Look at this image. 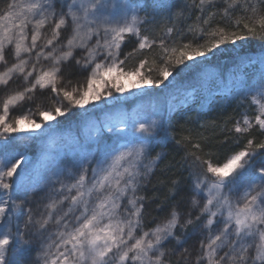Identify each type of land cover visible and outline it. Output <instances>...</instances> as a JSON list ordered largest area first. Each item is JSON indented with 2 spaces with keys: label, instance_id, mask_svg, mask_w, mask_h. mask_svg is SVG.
I'll return each instance as SVG.
<instances>
[{
  "label": "snow or ice",
  "instance_id": "snow-or-ice-1",
  "mask_svg": "<svg viewBox=\"0 0 264 264\" xmlns=\"http://www.w3.org/2000/svg\"><path fill=\"white\" fill-rule=\"evenodd\" d=\"M157 23L158 41L145 34ZM252 39L264 41V0H0V264H173V257L175 264H264V138L253 135L264 137V44L260 69L243 73L222 93L226 104L248 108L231 128L220 126L236 134L221 143L231 138L240 145L247 136L246 143L221 160L199 133L195 151H185L180 167L194 182L183 222L173 205L163 222L146 229L144 189L163 158L152 157L157 138L177 146L191 141L190 129L177 140L171 121L192 117L171 104L132 114L119 107L126 93L142 99L161 85L181 87V77ZM126 42L134 47L121 58ZM149 49H155L151 59ZM134 56L141 57L138 66L125 67ZM246 59L245 68L257 62ZM74 75L85 82L70 87ZM11 83L18 90L8 93ZM188 83L195 96L198 82ZM41 97L54 110L36 104ZM26 102V111L10 120ZM97 112L103 120L93 121ZM69 113L77 126L92 122L83 139L59 138L54 170L43 184L14 179L20 160L11 163L9 146L55 136L63 123L57 118ZM209 123L216 126L200 122V128ZM26 132L31 135H12ZM180 183L172 180L166 200L175 198ZM38 193L39 213L33 207ZM196 235L199 246L185 247Z\"/></svg>",
  "mask_w": 264,
  "mask_h": 264
},
{
  "label": "trees",
  "instance_id": "trees-1",
  "mask_svg": "<svg viewBox=\"0 0 264 264\" xmlns=\"http://www.w3.org/2000/svg\"><path fill=\"white\" fill-rule=\"evenodd\" d=\"M141 15H143V13H141ZM157 20L159 21V16L157 17ZM194 21L195 13H193L192 20L189 21V23ZM146 28L147 32L145 34H147L150 38H155L158 41L162 34V25L157 23L155 25H148ZM132 39L134 41L135 37ZM262 44H264V41L252 39L247 42L243 48L238 49L237 52H225L212 57L198 70L190 72L187 75L181 77L178 81V84L182 85L181 87L172 86L171 89H166L164 85H161L159 89L153 88L150 95L147 97L135 99L134 101H128V103L124 102L127 109L134 106V103H137L140 108L139 110L142 113L151 112L152 105L171 104L177 106V108H179V110L186 116L192 117L190 121L185 122L184 119L177 120V118L174 116L171 121V130L174 131L175 138L177 140L182 139V135L187 134L186 129H190L192 134L191 141L184 142L182 146H177L173 140L160 141L159 138H157L156 146L152 152V157H155L157 153H163V158L159 160L158 166L155 168L150 182L144 189V194L150 198L146 206L144 217L146 229L155 227L157 223L163 222L168 217L173 205H176L182 214L181 222H183V220L186 218L187 212L191 208V188L194 181L189 175V170L186 167L181 169L180 164L186 150L195 151L191 148V143H195L197 141L199 138V133H203L204 136L208 137L211 150L216 152L221 160L227 157L236 148H242L243 144L246 143L248 138L247 136L241 140L240 145H235L231 138H229L226 142L221 143V141L225 140V136L231 137L235 136L236 134L234 132L229 134L226 130L222 133L220 131V126L225 125V122H227L226 128H231L236 120L242 118L245 109L248 108V105L238 106V103L235 100H232L230 103L226 104V97L222 93L226 87L230 86V84L234 85L236 78L241 76L243 73H252L260 69L258 56L261 51ZM133 47L134 44L126 42V45L123 47L121 58H123L125 53L131 51ZM225 47L231 48L232 46L227 45ZM154 50L155 49H149L145 53L149 56V59H151V55ZM76 54L77 56H80L83 53L77 51ZM246 57H252L257 62L254 65L245 68L244 65L248 63ZM140 58V56L130 57L126 61L125 67L129 69L137 67ZM71 64L73 67H75V60H73ZM178 70L179 69H177V71ZM193 78H195L198 82L195 96L191 95L192 87H190L188 83L192 81ZM71 79L72 85H70V87L76 86L77 82H85L83 75H74L71 77ZM17 80L18 83L22 85V77L17 78ZM63 83H67V81H63ZM3 87L4 86H0V106H2V101L5 96ZM15 90H18L17 83H11V86L7 89V92L11 93ZM19 90H22V87ZM36 104L41 105L42 108H51L53 110L55 108V104H53L51 100L45 99L43 97L37 99ZM201 105L206 106L203 111L200 110ZM27 107L28 102L25 103L24 108L17 107L13 109V112L9 118L26 111ZM32 107L35 108V104H33ZM247 114L249 116L254 115V106L248 110ZM36 116H39V113H36ZM76 119L77 117L73 119L68 115L63 119H59L63 121V123L59 126V130L55 137L58 138V140L60 137H63L65 141H70L77 134H79L81 139H83L82 124L77 126L75 123ZM213 121L216 124L215 127L211 126L209 123L207 127L200 128V122ZM253 135L257 140L264 138L259 136L258 132L256 131L253 132ZM14 136L25 137V135L21 134H15ZM58 142L53 144L56 150H58ZM37 144V141L33 142L32 140L21 139L15 141L9 146L7 150V153H10L11 163L17 159H20L21 156L25 154L39 156L42 152H37V148L39 149ZM207 150L208 149H205V151ZM174 179L181 181L179 189L177 190L174 199L166 200L165 197L168 195L169 186ZM43 183L44 182H37L36 184ZM42 195L43 193H38L35 196V200L39 202L38 208L35 203L33 204V207L37 213L43 211L44 201H41ZM153 196H156L157 198L151 199ZM158 205H162V207L158 208ZM194 211L196 214L199 213V209H195ZM191 231L192 228L190 227L189 232ZM173 246H175V241H173L168 247L171 248ZM184 246L187 248L198 247L199 235L193 236ZM172 259L173 264H175L176 258L173 257Z\"/></svg>",
  "mask_w": 264,
  "mask_h": 264
},
{
  "label": "rangeland",
  "instance_id": "rangeland-1",
  "mask_svg": "<svg viewBox=\"0 0 264 264\" xmlns=\"http://www.w3.org/2000/svg\"><path fill=\"white\" fill-rule=\"evenodd\" d=\"M3 64L0 63V71L3 70ZM128 95V100L125 101L128 103V101H134L136 98H134L131 94L126 93ZM66 103V102H65ZM135 105H138L137 103H134ZM132 106L131 108H126L125 103L121 104L119 107L123 109L124 111H127L129 114H132L134 111H140L139 105L138 106ZM86 107L91 108L92 104L90 103ZM35 109V108H33ZM82 110L79 108H73L72 113H78L81 112ZM38 113V112H36ZM72 113L67 114L71 118H76V116L72 115ZM35 119L37 122H41L43 120L42 117L36 116ZM63 119L64 117H58L57 119ZM104 114L97 112L94 117L93 121L96 120H103ZM10 120L12 119L9 118ZM70 119V118H69ZM55 121H51V123H54ZM92 122H88L87 127H85V124H82V133L87 132L88 128L91 127ZM24 127H28L27 123H25ZM25 135V136H30V132L26 133H19L18 135ZM15 135V134H14ZM57 139V140H56ZM58 138L55 136L53 137H48V138H41L40 140H37V152H42L39 156L33 155L31 156L30 154H25L21 156L20 164L17 166V174H14V179L17 181L23 180L26 184H36L37 182H45L49 176H51V172L54 170L55 167V157H56V152L57 150L55 149V144L54 142H58ZM16 160L13 162L15 163ZM145 163H148V161H145ZM10 166V165H9ZM204 201L201 200V206L203 205Z\"/></svg>",
  "mask_w": 264,
  "mask_h": 264
}]
</instances>
